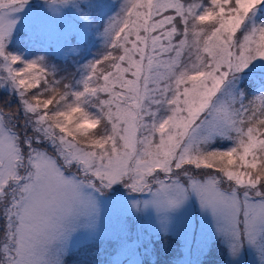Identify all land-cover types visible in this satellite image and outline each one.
<instances>
[{"label":"snow or ice","instance_id":"1","mask_svg":"<svg viewBox=\"0 0 264 264\" xmlns=\"http://www.w3.org/2000/svg\"><path fill=\"white\" fill-rule=\"evenodd\" d=\"M140 213L264 264V0H0V264H158Z\"/></svg>","mask_w":264,"mask_h":264},{"label":"rangeland","instance_id":"2","mask_svg":"<svg viewBox=\"0 0 264 264\" xmlns=\"http://www.w3.org/2000/svg\"><path fill=\"white\" fill-rule=\"evenodd\" d=\"M108 3H116V0H106ZM33 4H39L42 3V0H32ZM66 21L69 20L68 17L65 18ZM106 19V17H105ZM52 42V48L50 51L55 52L56 44L58 43V38L55 34V29H53V34L50 37ZM93 41L95 42V46L89 45V49L91 53H95L99 48L102 47V43L99 40L98 36L93 33ZM89 58H91L89 56ZM142 198V197H141ZM188 214L192 215L193 218L199 222V207L197 206H190L188 210ZM142 219L136 220L137 225L142 226V230L144 232L145 241L148 239V234L151 233V240L153 243L150 245V247L158 248L160 249L159 255H153L149 257V261L158 262V264H163V261L167 260L170 262V264H178L179 261L185 260L189 258L187 248L185 246V241L180 235H173L172 240L175 241V243L165 244L162 240L157 241L156 232L158 230V224L155 220V214H152L151 217H149L145 213L139 214ZM118 220H119V212L118 210H106L105 215V221L106 225L109 229H116L118 227ZM201 227L210 231V224L206 223L205 221L201 220ZM176 232H179V225H177V228L175 229ZM199 231V229H197ZM161 236H164L163 233H160ZM188 243L193 248V258L195 255V244L192 243L191 235L188 237ZM143 251V249H141ZM219 255V253H218ZM248 264H251V258H248Z\"/></svg>","mask_w":264,"mask_h":264}]
</instances>
